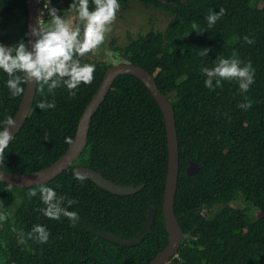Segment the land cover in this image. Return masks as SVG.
<instances>
[{
    "label": "trees",
    "instance_id": "trees-1",
    "mask_svg": "<svg viewBox=\"0 0 264 264\" xmlns=\"http://www.w3.org/2000/svg\"><path fill=\"white\" fill-rule=\"evenodd\" d=\"M134 1L170 16L162 31L129 38L123 48L111 39L108 48L123 62L148 71L174 107L180 162L175 212L185 237L167 264H264V0H119L117 11ZM62 2L58 14L74 15L67 9L71 0ZM221 7L223 15L208 27L209 9ZM15 13L12 42L27 41V0H0L1 25ZM204 48L207 55L201 54ZM233 56L254 69L247 91L236 78L205 87L200 69ZM80 61L96 67L92 81L81 82L75 95L64 86L49 91L37 82L31 113L0 157L2 170L36 172L67 150L85 106L113 65L82 56ZM7 79L0 72V128L13 119L23 93L12 96ZM41 101H52L55 107L41 109ZM191 162L200 172L188 176ZM76 166L117 185L144 187L132 195L113 194L87 178L77 180L72 172ZM167 174L163 113L140 80L120 75L91 119L79 158L41 185L65 197L62 206L77 212L75 223L43 215L41 186L17 188L0 182V264H149L169 242L163 215ZM32 191L35 196L29 195ZM68 199L75 203L67 205ZM238 199L246 209L232 206ZM150 206L155 218L147 229ZM37 224L49 233L44 242L34 232L29 235ZM101 232L128 240L144 237L125 245Z\"/></svg>",
    "mask_w": 264,
    "mask_h": 264
},
{
    "label": "clouds",
    "instance_id": "clouds-1",
    "mask_svg": "<svg viewBox=\"0 0 264 264\" xmlns=\"http://www.w3.org/2000/svg\"><path fill=\"white\" fill-rule=\"evenodd\" d=\"M93 8H89V0H71L67 9L74 15L65 16L58 14L59 10L52 5V0H43V9L47 10L50 23L41 26L39 19L35 26L30 28L29 41L17 39L10 44L0 43V72L7 74L5 84L12 96L24 92L26 83L39 82L41 88L47 85L49 91L64 86L69 90V95H75V89L83 82L89 84L93 79L95 64L81 63L80 57L97 48L104 39L108 26L115 19L120 8L119 0H92ZM224 13V8L219 11L209 9L205 17L208 27H211ZM43 15V11L39 13ZM247 40L248 38L245 37ZM251 42V41H249ZM208 49L204 48L202 55H207ZM200 71L205 75L204 86L211 89L221 85L222 79L236 78L242 91H247L253 82L254 69L250 64L241 66V62L233 58H219L213 67H202ZM215 80V84L213 81ZM39 108H53L52 101H41ZM247 107V105H241ZM14 125V120L9 117L6 126L0 128V157L4 156V149L12 138L9 131ZM71 142V141H69ZM77 180L84 176L78 172ZM40 200L45 207L41 209L43 215L52 219L67 217L70 223H75L78 214L62 206L65 202L63 195H58L49 186L39 188ZM35 196L36 192L29 193ZM75 203L68 199L67 205ZM4 215L0 214V221ZM40 242L48 239V231L43 225H34L32 232Z\"/></svg>",
    "mask_w": 264,
    "mask_h": 264
},
{
    "label": "water",
    "instance_id": "water-1",
    "mask_svg": "<svg viewBox=\"0 0 264 264\" xmlns=\"http://www.w3.org/2000/svg\"><path fill=\"white\" fill-rule=\"evenodd\" d=\"M6 9L7 8L2 10L1 14L4 13ZM37 19V0H27V41L32 39V37L29 35V32L30 28L36 25ZM120 75H131L140 80L145 85L157 103L161 113H163L166 124L168 140V174L164 192L163 215L166 223V230L169 235V242L168 245L162 251H160L149 264H167L177 254L185 237L175 212V198L177 194L180 173L177 123L174 107L171 104V101H169L168 98L160 92L153 76L142 67L125 62L113 64L108 67L95 94L85 106L78 120L75 135L71 141V144L63 153V155L49 166L32 173L15 174L6 172L0 168V182L17 188L38 187L47 184L56 176L62 174V172L72 166V164L79 158L87 144L88 132L93 115L96 113L101 103L105 99L115 79ZM36 88L37 82L26 83L24 85L25 90L22 93L18 108L13 117L14 125L10 126L9 128V131L12 133V138L8 145L19 133L26 119L31 113ZM72 172L74 175L78 172L79 174L83 175L84 178L92 181L99 188L117 195H132L139 192L144 187V184L138 187L117 185L105 179L100 173L87 167L76 166L72 169ZM199 172V165L195 162H191L187 168V175L192 176L198 174ZM154 218L155 209L153 206H150L146 220L147 229L151 228ZM101 236L112 242L125 245L136 244L144 237L142 235L140 237L128 240L120 239L114 235L103 232H101Z\"/></svg>",
    "mask_w": 264,
    "mask_h": 264
},
{
    "label": "rangeland",
    "instance_id": "rangeland-1",
    "mask_svg": "<svg viewBox=\"0 0 264 264\" xmlns=\"http://www.w3.org/2000/svg\"><path fill=\"white\" fill-rule=\"evenodd\" d=\"M262 6V4L260 5ZM71 14H66V17ZM18 13L7 19L4 25L0 24V43L10 44L13 41L11 34L15 25ZM170 16L162 9L145 8L139 2H130L125 10L116 12L115 19L108 26L104 41L82 55L84 59L99 60L106 63H122L123 60L117 54L109 51L110 40H115L114 45L123 48L129 42V38H136L138 35L146 34L149 30L162 31ZM236 208H247L244 200L238 199L232 203ZM256 212H253V214ZM257 214V213H256Z\"/></svg>",
    "mask_w": 264,
    "mask_h": 264
},
{
    "label": "built area",
    "instance_id": "built-area-1",
    "mask_svg": "<svg viewBox=\"0 0 264 264\" xmlns=\"http://www.w3.org/2000/svg\"><path fill=\"white\" fill-rule=\"evenodd\" d=\"M62 5H63L62 0H52L51 6H55L58 10L62 7ZM37 7H38V19L41 26L43 27L44 25H47L49 22V17L47 16V10L43 9V0H37ZM41 10L43 11L42 16L39 15Z\"/></svg>",
    "mask_w": 264,
    "mask_h": 264
}]
</instances>
